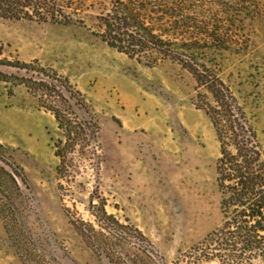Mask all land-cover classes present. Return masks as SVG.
<instances>
[{"label":"rangeland","instance_id":"rangeland-1","mask_svg":"<svg viewBox=\"0 0 264 264\" xmlns=\"http://www.w3.org/2000/svg\"><path fill=\"white\" fill-rule=\"evenodd\" d=\"M55 1L74 25L0 18V159L23 181L0 169V264H194L222 225L220 145L195 79L93 36L109 0ZM224 1L237 40L216 63L264 150V0ZM22 78L80 93L96 139L58 158L66 139Z\"/></svg>","mask_w":264,"mask_h":264},{"label":"trees","instance_id":"trees-1","mask_svg":"<svg viewBox=\"0 0 264 264\" xmlns=\"http://www.w3.org/2000/svg\"><path fill=\"white\" fill-rule=\"evenodd\" d=\"M92 34L109 48L155 67L178 64L197 84V108L210 120L220 157L216 163L222 225L210 234L194 264H264V150L257 132L229 86L216 57L232 48L234 20L224 0H109ZM55 0H0V18L74 25ZM3 63H0L2 65ZM26 74L31 64L17 65ZM4 74L0 72V80ZM28 89L43 92L39 107L48 109L66 139L55 143L56 156L96 139L92 109L80 93L55 82L22 78ZM54 101L47 105L45 97ZM61 97V100L58 99ZM62 99L65 101L64 104ZM72 116H75L74 118ZM17 185L14 178L3 168ZM19 188V186L17 185Z\"/></svg>","mask_w":264,"mask_h":264},{"label":"water","instance_id":"water-1","mask_svg":"<svg viewBox=\"0 0 264 264\" xmlns=\"http://www.w3.org/2000/svg\"><path fill=\"white\" fill-rule=\"evenodd\" d=\"M15 69L22 71V69L20 68H15ZM0 166L3 167L14 178L18 186L22 185L23 181H22L21 176L17 173V171L10 164L0 159Z\"/></svg>","mask_w":264,"mask_h":264}]
</instances>
